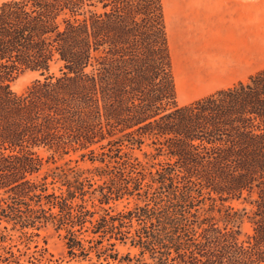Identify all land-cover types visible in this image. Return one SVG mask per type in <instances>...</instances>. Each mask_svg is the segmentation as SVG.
<instances>
[{"label": "trees", "instance_id": "1", "mask_svg": "<svg viewBox=\"0 0 264 264\" xmlns=\"http://www.w3.org/2000/svg\"><path fill=\"white\" fill-rule=\"evenodd\" d=\"M25 72L41 78L16 94ZM77 153L99 165H56ZM206 200L248 202L252 234L201 217ZM5 225L63 230L69 255L106 264L113 242L148 264H264V69L179 105L162 0L1 2L0 242ZM0 264L23 263L9 248Z\"/></svg>", "mask_w": 264, "mask_h": 264}, {"label": "crops", "instance_id": "2", "mask_svg": "<svg viewBox=\"0 0 264 264\" xmlns=\"http://www.w3.org/2000/svg\"><path fill=\"white\" fill-rule=\"evenodd\" d=\"M164 16L173 73L197 96L227 88L264 69L253 27L264 0H167Z\"/></svg>", "mask_w": 264, "mask_h": 264}, {"label": "rangeland", "instance_id": "3", "mask_svg": "<svg viewBox=\"0 0 264 264\" xmlns=\"http://www.w3.org/2000/svg\"><path fill=\"white\" fill-rule=\"evenodd\" d=\"M3 1L5 0H0V3ZM165 2L168 13V2L167 0H165ZM253 40H256V48L258 55L260 56L263 53L262 51H264V21H261L260 18L256 27H253ZM51 71L57 74L58 66H52ZM40 78L41 77L37 73L25 72L17 77L11 84V90L16 94H22L34 80ZM174 79L177 103L179 105L190 103L191 101L189 102V100L195 98L197 95L180 87L175 72ZM96 152L99 153V151ZM37 154L43 161L40 175L50 174L55 167V164L52 163V159H50L52 154L44 149L38 150ZM131 154L142 159L141 152L133 151ZM90 156L91 155H87L84 158H81L77 153L64 157V159H58L56 157L54 160L56 161V165H62L65 161L69 160L71 167H75V169H79L80 171H87L92 170L99 165L98 162L92 164L89 161ZM96 158H98V156ZM95 197L97 198L96 194L89 196L87 199L91 200ZM95 199L93 200V203L87 202V208L91 212L94 211L96 213L94 217L98 218L99 215L103 214V211ZM136 202L135 199H124L117 202H111L108 206H102V208L110 209L109 211L117 213L126 208H131ZM93 204H95V207H93ZM228 208L233 209V212L228 211L230 212L229 215L227 212ZM252 212L253 207L245 201H233L221 205L217 200L216 202L206 200L201 206L200 215L201 217L209 218L221 228L225 227L238 231L239 240L245 241L247 237L252 234ZM5 226L7 228L5 233L6 237L3 242H0V249L10 248L23 264H29L27 259L31 256L35 258L34 262L36 264H106L102 259L98 261L94 252H91L88 256H81L78 253L74 256L69 255L65 245L66 232L63 230L56 231L51 226L39 230H20L18 227L12 228L11 225ZM83 236L89 239L87 237L88 234H83ZM113 243H115V246L111 253H117L121 262L109 260V264H142L144 262L148 264L147 260L139 258L137 249L131 248L128 242ZM104 244L106 245L107 243L104 242ZM84 245L86 247L89 246L88 243H85ZM128 259L130 261H128Z\"/></svg>", "mask_w": 264, "mask_h": 264}]
</instances>
